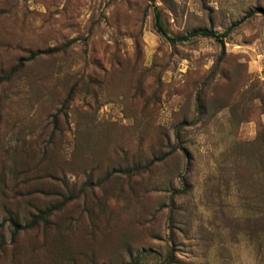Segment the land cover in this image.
Returning a JSON list of instances; mask_svg holds the SVG:
<instances>
[{
    "label": "rangeland",
    "instance_id": "374dc122",
    "mask_svg": "<svg viewBox=\"0 0 264 264\" xmlns=\"http://www.w3.org/2000/svg\"><path fill=\"white\" fill-rule=\"evenodd\" d=\"M0 264H264V0H0Z\"/></svg>",
    "mask_w": 264,
    "mask_h": 264
},
{
    "label": "trees",
    "instance_id": "16d2710c",
    "mask_svg": "<svg viewBox=\"0 0 264 264\" xmlns=\"http://www.w3.org/2000/svg\"><path fill=\"white\" fill-rule=\"evenodd\" d=\"M153 13H154V21H155V30L158 33V35H160L162 38L166 39L167 41H169L171 43H175L176 40L168 38L165 30L161 26V24L159 22L160 14H159V11H158V9L156 7H154V9H153ZM242 20L237 22V23H234L233 25H231L229 27V29L225 33H223L221 35H218V34L212 32V31H199V32L194 31V32L190 33V36L211 38V39H214V40H216V41H218L220 43H223V39L225 37H227L229 32H231L232 30L237 28L241 24Z\"/></svg>",
    "mask_w": 264,
    "mask_h": 264
}]
</instances>
